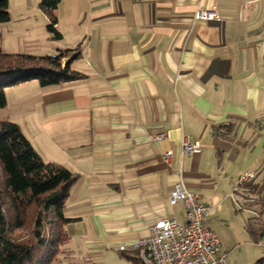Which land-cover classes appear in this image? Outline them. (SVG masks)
<instances>
[{
	"label": "crops",
	"instance_id": "obj_1",
	"mask_svg": "<svg viewBox=\"0 0 264 264\" xmlns=\"http://www.w3.org/2000/svg\"><path fill=\"white\" fill-rule=\"evenodd\" d=\"M39 3L9 0L0 47L7 32L41 42L39 55L79 48L72 67L87 75L6 88L19 89L31 107L23 120L33 139L45 134L60 153L56 162L79 173L64 208L72 220L59 262L105 264L110 255L125 262L158 219L184 223L185 204L169 202L179 180L211 210L221 208L219 181L241 178L260 155L234 150L248 147L247 127L264 110V0H60L59 39ZM212 7L218 17H196ZM163 131L167 138L153 139ZM184 136L201 141V151L182 156Z\"/></svg>",
	"mask_w": 264,
	"mask_h": 264
},
{
	"label": "trees",
	"instance_id": "obj_2",
	"mask_svg": "<svg viewBox=\"0 0 264 264\" xmlns=\"http://www.w3.org/2000/svg\"><path fill=\"white\" fill-rule=\"evenodd\" d=\"M59 3H39L48 16L47 30L53 39L62 37L56 28ZM10 18L9 0H0V23ZM80 55L79 48L45 55L0 48V107L7 104V87L32 80L46 86L85 78V73L72 67V61ZM78 179L79 173L46 161L17 122L0 119V264H63L59 255L69 241L65 226L72 220L66 217L64 208ZM257 188L251 177L245 181L242 196L250 208L263 198ZM19 230H27V236L15 235ZM246 230L251 240L260 242L264 225L251 217ZM123 256L133 264H144L135 250ZM257 264H264V255Z\"/></svg>",
	"mask_w": 264,
	"mask_h": 264
},
{
	"label": "rangeland",
	"instance_id": "obj_3",
	"mask_svg": "<svg viewBox=\"0 0 264 264\" xmlns=\"http://www.w3.org/2000/svg\"><path fill=\"white\" fill-rule=\"evenodd\" d=\"M1 27L2 26L0 24V30ZM3 33L5 34L4 45L2 47L4 50H6L5 48H11L9 51L38 55L41 54L39 52L43 51L42 45H40L41 42L37 40H34V42L23 43L16 41L15 35L17 37H19V35L15 34L13 29L10 33L15 35L8 34L6 36L7 32ZM5 40L7 43H5ZM0 44V46H2L1 38ZM8 44H11V46ZM12 91L13 92H10L6 89L7 104L0 107V119L17 122L22 127L26 136L31 141L34 140V146L41 156L46 161L56 162L60 154L58 149L51 142V139H49L50 141L48 140L45 134L42 137L43 133H38L39 137L37 140L33 139L31 133H29L26 127L25 121L23 120V114H27L31 107L23 101L21 94H17L19 89L15 88V90ZM49 121L44 122L48 127L50 125ZM36 127L37 126L35 125V129ZM32 129L34 130L33 127ZM48 133L51 135L50 132ZM246 140L248 141V144L246 145L248 147H246V149L243 147L241 149L236 148L234 150L235 156H240L242 151H244V154L246 155L253 149L260 151L259 157L250 166L251 168L246 171H242V175H245L248 172L253 173L254 177H250L256 184V187H258L257 189L261 190L263 198L258 199L257 204H254L253 209L250 210L252 207L250 208L246 206L242 196L245 190V182H241L242 180L239 177H236L234 181H230V179L220 180L218 184L219 190L217 192L220 194L222 200L221 208L218 207L217 209L216 206L213 205L214 203L211 201L212 199H209L208 202L214 207L211 210L210 215L205 219L207 226L213 229L221 240V250L227 254L226 264H257V260L264 255V232L261 236L260 242H255L249 238L245 227L248 218L251 217H254L256 221H259L264 225V146L260 144H263L264 140V110L259 117L256 118V120H253L250 128L247 127ZM260 146H262L261 149H259ZM226 191L228 192L227 196H225V194H227L225 193ZM255 197L257 196L255 195ZM27 232V230H19L15 232V235L25 238L27 236ZM110 256L105 261V264H129V260L127 258L121 257L127 260H123L125 262H120L118 259ZM95 264H97V262Z\"/></svg>",
	"mask_w": 264,
	"mask_h": 264
},
{
	"label": "built area",
	"instance_id": "obj_4",
	"mask_svg": "<svg viewBox=\"0 0 264 264\" xmlns=\"http://www.w3.org/2000/svg\"><path fill=\"white\" fill-rule=\"evenodd\" d=\"M199 19L218 17L214 7L198 11ZM154 140L168 137L167 132H157L152 135ZM201 141H191L184 136L181 142V155L199 153ZM174 151L164 153L165 160L170 161ZM253 173H247L240 178L247 181ZM169 202H183L186 206V221L175 218H161L155 221L148 236L142 237L131 244V249L138 252L144 264H226L225 252L221 250V240L218 234L207 226L205 219L210 215L211 207L200 200V195L186 188L179 180L172 185ZM120 251H126L125 244L119 245Z\"/></svg>",
	"mask_w": 264,
	"mask_h": 264
}]
</instances>
